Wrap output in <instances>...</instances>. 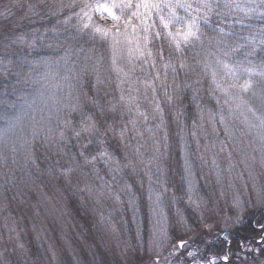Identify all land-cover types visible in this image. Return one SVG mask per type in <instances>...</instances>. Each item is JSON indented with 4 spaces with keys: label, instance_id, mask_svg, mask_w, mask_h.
<instances>
[{
    "label": "rangeland",
    "instance_id": "rangeland-1",
    "mask_svg": "<svg viewBox=\"0 0 264 264\" xmlns=\"http://www.w3.org/2000/svg\"><path fill=\"white\" fill-rule=\"evenodd\" d=\"M14 1H0V11L15 8L19 12L2 19L7 28L0 29L1 67L14 64L7 57L17 55L19 51L27 54L20 50L26 44L13 42L17 35L25 33L16 21L27 10L24 6H16L19 0ZM45 1V9L52 14L56 12V16H52L65 25L62 20L65 16L57 12L60 1L43 0V3ZM78 2L95 4L89 0ZM32 3L38 4L30 0ZM87 11L92 16L91 21L73 17L70 23L80 29V25L87 24L89 31L98 34V39H104L107 44L104 57L96 55V49L89 46L91 41L87 37L84 39L85 34L79 42L75 35L63 33L61 43L69 49V55H75L79 49L81 58L72 63H66L71 62L67 58L66 62L60 60L49 69L30 64L31 59L23 57L19 60L22 67L16 66L18 82L9 81L12 89L9 94L13 98L8 96L3 105L11 103L5 112H13L14 119L10 120L9 126L3 120L0 129V264H153L157 256L160 264H164L165 257L176 264L178 252L171 257L169 253L172 244L179 239L189 240L184 249L186 256L187 251L197 248L202 253L210 233L224 235L239 223L246 210L256 212L264 208V196L260 195L264 190V128L253 126L258 122L243 105L237 107L240 101L233 99L237 90L230 89L226 94L216 88L210 76L201 72L197 61L203 56L195 53L208 48L200 43L187 48L184 56L190 66L199 67L200 80L205 88H211L209 98L214 103L199 106L196 100L189 99L185 112L173 108L170 112L167 107L171 104L165 102L161 93V120L154 105L144 99L143 86L138 81L146 78L135 76L136 69H140L135 59L129 60L125 36L110 32L103 37L94 32V26L111 30L117 22L102 13H93L91 7ZM252 19L245 23L251 22L254 26ZM235 28L241 31L240 25ZM123 31L121 27V33ZM247 31L244 29L242 34L246 35ZM114 39L121 42L116 53L117 66L124 72L135 67L127 77L124 72L118 73L113 65ZM86 43L88 46L84 50ZM154 44L155 48L163 46L166 51H171L166 40L154 41L153 48ZM211 48L214 50V46ZM63 53V49L55 51L45 46L42 56L56 60L63 57ZM189 57L196 62H188ZM97 73L103 81L99 85H96ZM179 81L183 82L177 76L176 83L184 89ZM230 82V77L221 81L225 87ZM90 83H93L94 92L87 90ZM69 84L74 87L70 89ZM97 93H103L110 105L121 103L122 106L129 103V95L137 96L141 110L147 111L149 118L146 122L137 118L133 131L129 119L136 118V113L123 108L117 131L111 132L118 139L116 148L99 145V151L106 149L113 158L108 163L100 159L86 163L79 153L64 158L61 155L60 159L70 161L67 168L72 169L65 174L67 168H56L59 160L47 161L45 157L54 153L51 146L60 138V131L66 133L62 121L67 112L72 113L67 105L76 103L79 95L80 102L86 106L90 102L89 95ZM121 95L124 100L120 99ZM242 95L245 100L256 103L251 92ZM148 96L151 99L152 93ZM174 102L178 107L177 99ZM183 113L188 114L187 119ZM169 116L170 120H166ZM14 120L18 123L27 120V128L9 132ZM124 125L129 131L121 139L118 130ZM21 141L23 147L19 148ZM91 152L88 150L85 155L91 156ZM101 162L108 166L105 173L99 172ZM13 172L18 174L15 175L18 185L15 187L19 188L17 195L9 191L7 182L10 178H5L11 177ZM127 222L133 224L131 232H126ZM246 245L232 264L264 261V253L249 250L264 248V243L258 240L256 245Z\"/></svg>",
    "mask_w": 264,
    "mask_h": 264
},
{
    "label": "snow or ice",
    "instance_id": "snow-or-ice-1",
    "mask_svg": "<svg viewBox=\"0 0 264 264\" xmlns=\"http://www.w3.org/2000/svg\"><path fill=\"white\" fill-rule=\"evenodd\" d=\"M16 6L23 7L24 5L17 3ZM89 7L92 8L93 13H102L112 21L117 22L111 30L94 26V32L103 37H107L110 32L116 36L121 34L125 36L124 44L127 45L129 60L135 59L138 61L141 70L146 73L147 78L138 81L143 86L144 99L148 100L149 104L154 105L155 113L160 115L161 120L163 116V108L159 102L161 93L165 102L172 104L175 99H179L178 91L190 89L193 94L192 99L196 100L199 91L196 85L201 83L199 74H197V79L192 84L185 83L184 89L180 88V85L176 83V79L180 70L195 71V68L186 62V58L182 57H184L187 48H194L197 43L203 45V38L206 35V29H208L214 33L213 36L208 38V43L214 45V50L209 47L204 52L202 59L197 61L201 65V72L210 76L212 83L220 91L227 94L230 89L237 90L238 94L233 97V99L240 101L237 107L243 105L246 112L258 122L253 126L264 128V59L258 65L248 59V57L256 54L257 48L264 50V26L254 28L252 24L245 23L253 17L264 19V0H106L103 3L97 0L95 4H86L78 2V0H71L70 3L65 4L63 0H60L58 10L63 11L67 8L72 11V15L66 17L64 23H68L73 17L78 20L87 19L91 21L92 16L87 11ZM27 8L28 12L38 15L35 11V5L28 4ZM76 9H79V11H76ZM117 12L119 15H117ZM12 15L10 8L0 11V18L7 19ZM236 25L241 26V31L236 30ZM83 27H89V25L85 24ZM121 27L124 29L123 33H121ZM244 29L248 30L246 35L242 34ZM45 33L52 35L46 36ZM161 39L167 41L168 48L171 50L167 55L163 46L153 48L154 41ZM45 40L50 42L45 45ZM13 42L26 44L30 49L44 46L53 48L54 44L56 48L63 49L65 55L58 57L56 60L41 56L38 60L28 62L34 65H43L49 69L53 64L59 63L60 60L66 62L69 55V49L64 48V44L59 41V33L56 27L45 28L43 33L40 32V29L34 28L31 33L17 35ZM120 45L119 40H113V65L118 73L124 72L116 64V53L119 51ZM241 50L244 52V59L232 60V57ZM173 52L179 54L175 61L172 59ZM197 55H200V53H197ZM245 61H247V66H245ZM2 64L3 62L0 61V66ZM144 65L148 66L147 69L143 67ZM2 70L6 72L7 67H3ZM93 70L95 71V69ZM81 71H84V69H81ZM133 71H135V67L130 70V72ZM130 72H124V76H129ZM243 74H246V78H243L241 83ZM170 76L171 83H169ZM224 77L231 78V82L226 87L221 83ZM255 77H260V80L256 81ZM123 82L125 81L122 80ZM102 83L103 81L97 73L96 85ZM258 83L261 85L259 92L256 90ZM73 87L74 85L69 84L70 89ZM129 87L131 88L132 85L129 84ZM135 91L139 93L140 90L136 88ZM149 92L152 93L151 99L148 96ZM248 92L252 93L256 103L244 99L242 94ZM85 95L87 94L85 93ZM120 99L124 100V95H121ZM137 99V96L129 95V103L120 109L121 112L123 108H127L129 113H136V118L129 119L133 131L136 130L137 118L145 122L149 118L147 111L141 110ZM89 101L92 107L99 109L100 116L106 120V110L100 105L99 101L92 97H89ZM225 103H228V101L226 100ZM67 107L71 108V112L79 113L80 119L75 124L71 118L64 119L62 121L64 128H70L72 135L77 140L87 139V143L81 145L82 150L79 155L84 158L86 163H93L98 159L108 163L113 157L106 149L91 156L85 155L84 150H87L89 145L93 143V137L96 138L100 146H103L104 140L101 137L105 133L116 132L115 127L109 124L102 133L100 119L92 111L86 110L85 105L80 102L79 95L76 96V103H71ZM117 111L115 104L107 109V112L111 113ZM152 118L155 119L156 116L153 115ZM220 119L223 122L224 117L221 116ZM245 119L247 120L248 117L246 116ZM128 131L127 125L120 127L118 130L120 138L124 139ZM60 138L62 140L67 138L63 130L60 131ZM71 171V168H67L64 173L67 174ZM260 195L264 196V190L260 192ZM260 230L264 233V224L260 225ZM260 241L264 243V235L260 236ZM188 245L189 240L179 239L177 243L172 244V251L169 256H175L177 252L186 249ZM249 250L264 253V248L261 247H254ZM231 255L229 252H225L223 255L219 253H200L199 248L195 251H187V256L192 259V264H232ZM153 264H160L159 256L153 261ZM164 264H172V261L165 257ZM176 264H185V262L178 258ZM260 264H264V261H261Z\"/></svg>",
    "mask_w": 264,
    "mask_h": 264
},
{
    "label": "trees",
    "instance_id": "trees-1",
    "mask_svg": "<svg viewBox=\"0 0 264 264\" xmlns=\"http://www.w3.org/2000/svg\"><path fill=\"white\" fill-rule=\"evenodd\" d=\"M2 2L8 1V0H0ZM14 1V0H13ZM36 1L38 4H33L37 7V9L35 10L38 15H33L32 13L27 14L28 8L27 5L28 3L30 4V0H19L20 4H23L24 7L27 9L24 13V15L17 20L16 22L19 24L20 28L24 29L25 33H31L32 29L37 28L40 29V32L43 33V30L45 28L51 29L53 27H56L58 29V33H59V39L60 42L62 40V36L63 33L65 36H69L70 34L75 35L76 39L80 42V40L82 39V36L85 34L84 39L87 37V39H89V46H93L96 49V55H101L102 57H104L105 50L107 47L106 41L103 39H98L97 36L98 34H93L92 31H89V28L87 27H82V29L78 27H76L75 25H72L70 23V21L68 23H65V25L63 24H59L58 23V18H54L53 16H56V12L55 15L52 14V12L48 11L45 9L46 6V1L45 3L41 2V0H33ZM60 1V0H58ZM64 1V0H63ZM67 2H65V4L70 3L69 0H66ZM71 1V0H70ZM90 2L92 1L93 3L97 2V0H89ZM102 0H100L101 2ZM16 2V1H14ZM18 3V1H17ZM27 3V4H26ZM64 3V2H63ZM77 10V9H76ZM13 15L12 17L15 15L14 12L17 14L19 13L17 9L14 8V10H11ZM59 12V14L63 17L62 20L64 21L66 17H68L69 15H72V11L65 8L63 11H57ZM53 15V16H52ZM3 18L0 19V29H6L7 28V24L5 25L4 21L2 20ZM16 19V18H15ZM73 20V19H71ZM252 21H255L254 26L255 28H258L260 24H264V19H259L254 17V19H252ZM251 23V22H250ZM64 31V32H63ZM23 33V32H22ZM70 33V34H68ZM47 36V33L45 34ZM52 35V34H51ZM214 33L211 30L206 29V35L203 38V46L206 48L209 47H213L214 45H209L208 43V38L210 36H213ZM49 36V34H48ZM50 41L49 40H45L44 44L46 45V43L48 44ZM84 46V50L85 48H87V43L83 44ZM45 47V46H44ZM44 47H39L36 49H30L27 46L23 49H20L21 51H25L27 54L25 55V53L20 52L12 57H7V60H11L14 64L11 66H5L7 67V71H3L1 67L0 68V129L3 127V120L6 121V123L8 124V126L10 125V120L14 119V116H12L13 112H5L6 109L9 107V105H3V103L8 99L7 97L9 96L11 98H13L12 95L9 94V92L12 90L9 87L10 86V79H14L16 80V66L19 64L21 67V63H19V60H21L23 57L27 58V59H31V61H34V59H39L42 54L44 53ZM53 48L56 51V47L53 45ZM154 49H155V44H154ZM165 49V48H164ZM79 51V49H77ZM83 50V51H84ZM76 52L75 55L71 56L68 55L67 59H69L71 62H66V63H72L74 61H76L78 58H81V52ZM169 51H166L165 49V53L167 55ZM205 51L202 50H197V52L195 53L197 55V53H200V55H197L199 57H202ZM65 55V53H63V56ZM185 55V54H184ZM2 56V55H0ZM177 56H179L178 53L173 52L172 55V59L175 61ZM182 58H186V56L182 57ZM244 59V52L243 50H241L240 52L236 53L233 57L232 60H243ZM249 60H252L254 64H259L260 61L262 59H264V50H261V48H257L256 50V54L254 56L248 57ZM135 62H138L135 60ZM188 62L192 63V62H196V59H192L189 57ZM78 63V62H75ZM15 65V66H14ZM138 66L140 70L136 69L135 72V76L140 77L141 79L143 78H147L146 77V73L145 71L141 70V67L139 65L138 62ZM245 66H247V61H245ZM145 69H147V65L143 66ZM191 67L195 68L194 72L191 71H187V70H180L182 72H179L178 78L181 79L183 82L179 81L180 84H182V88L183 85H185V83L188 84H192L196 79H197V74H199V79H200V75L201 73L199 72V67H197L194 64H191ZM89 70H91V68H89ZM99 69H97L98 71ZM138 74V75H136ZM143 77V78H142ZM246 78V74H243L242 79ZM256 81L260 80V77H255L254 78ZM203 81V80H202ZM202 81L200 84H197L196 87L199 89L198 93H197V98H196V103L200 105H212L214 103V101L209 98V93L211 88H205L202 84ZM15 82H18V80H16ZM178 82V83H179ZM93 83H90V85H88L87 90H91V92H94L95 89L93 88ZM6 86V87H5ZM257 91L260 90L261 85L258 83L256 85ZM177 95L179 96V99H177V103H178V108L176 106V103L173 102L171 105H169L167 107V109L171 112V108L175 109L177 112H185L187 107H185V104H188L189 99H192V91L190 89L185 90L184 92L178 91ZM89 97L95 98L96 100L99 101L100 105H102L104 107V109L106 110V115H107V119L105 120L104 117L100 116L99 114V109L94 108L91 106L90 102H88L85 106L86 110H90L92 111L98 119H100L102 127H101V132H104V129L109 125L112 124L115 129L116 126L118 125V120L121 119V115H123L120 112V109L122 108V104L119 103L117 104V109L118 111L115 113H111V112H107V109L110 108V105L108 101H106V96L103 93H97V94H90ZM13 100V99H12ZM102 100L104 101V103H102ZM213 101V102H212ZM170 112H167L168 115H171ZM16 113V112H15ZM131 114L128 115V117H130ZM183 115H185L187 119L188 114L186 115V113H183ZM5 116V117H3ZM121 116V117H120ZM181 117V115H180ZM2 118V119H1ZM66 118H71L73 123H77L80 119V114L77 113H70L67 112L65 114V119ZM169 117H167L166 120H170ZM124 119V118H123ZM170 123H172L170 121ZM27 124L28 121L27 120H21L20 123L16 122L14 120V125L12 126V128L9 130L10 131H19L22 128H27ZM25 128V129H26ZM21 131V130H20ZM11 132V134H13L14 136H17L16 133ZM66 139L62 140L61 138H58L56 140V142L54 143V146L52 145L51 148H53L54 153H50L49 156L47 155L45 158H47L46 160L48 161H54V159L59 160L58 163V167H56L55 165H50V166H55L56 168L61 169L60 167H62V170L67 168V165L69 164V162H67L68 160L63 159L64 157H67V155H74V154H78L80 153V151L82 150L81 145L82 144H86L87 143V139L81 138L79 140H77L76 137H74L71 133V129L67 128L66 130ZM106 135V133H105ZM93 143L91 145H89L87 150L85 151V154H87L88 150L92 151L91 154L95 155L100 149L99 144H97V140L95 137L92 138ZM104 140V144L102 146V148L104 146L110 147V148H116V140L118 141V139L116 138L115 134H112L111 132L108 133V135L103 138ZM96 145H95V143ZM94 144V146H92ZM19 148L23 147L22 146V141L20 142V145L18 146ZM37 150V149H35ZM35 154V152H34ZM61 155L63 156L62 159H60ZM170 163H172L170 161ZM169 163V164H170ZM108 166H104L103 163H99V172L105 173L106 169ZM15 174L13 172V175L11 177H5L6 179L10 178L7 182V188L9 189V191H12V194L18 193V189L15 186H18L15 182ZM4 176H6V174H4ZM133 184H135V182H133ZM4 187V186H3ZM131 187L133 188H137V186L131 185ZM133 190V189H132ZM135 191V190H133ZM131 193V192H130ZM129 193V195H130ZM12 196V195H11ZM262 220H264V208L262 209H258L256 212L253 209H248L245 211V213L241 216V219L239 221V223L237 225H235L231 230H228L227 232L224 233V235H220L217 233V235H215L216 233H210V236L207 239V242L205 241L204 247H203V252L202 253H219L220 255H223L225 252H229L231 253V259L232 262L234 263L235 259L239 258V255L244 247V245L246 244H254L256 245L258 243V240H260V236L264 235V233L261 232L260 230V225L264 224L262 222ZM128 223V222H127ZM129 226L126 225V232H131L132 231V226L133 224L130 222L128 223ZM132 225V226H131ZM123 228V226H122ZM182 237V236H181ZM254 237V239H252ZM215 238V239H214ZM204 241V240H203ZM243 242V243H242ZM247 246V245H246ZM181 252L183 253V255L181 256ZM186 252L184 250H181L180 252H178V255H176L175 260L177 262V259L180 258L182 259L185 264H190V262L192 261V259L188 258L185 254Z\"/></svg>",
    "mask_w": 264,
    "mask_h": 264
}]
</instances>
